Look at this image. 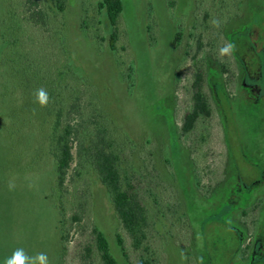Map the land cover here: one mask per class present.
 Masks as SVG:
<instances>
[{
    "label": "rangeland",
    "instance_id": "rangeland-1",
    "mask_svg": "<svg viewBox=\"0 0 264 264\" xmlns=\"http://www.w3.org/2000/svg\"><path fill=\"white\" fill-rule=\"evenodd\" d=\"M100 1L68 0L60 13L37 0L42 10L27 17L44 20L47 33L18 23L21 0H0V264L20 247L47 253L50 264H101L93 227L118 264H264V0H121L113 52ZM226 42L235 50L219 57ZM198 69L211 116L180 138ZM41 87L56 99L49 116L36 102ZM56 111V136L80 125L89 145L107 132L123 186L146 210L141 249L75 143L60 217L49 138ZM60 219L69 229L63 250Z\"/></svg>",
    "mask_w": 264,
    "mask_h": 264
},
{
    "label": "trees",
    "instance_id": "trees-1",
    "mask_svg": "<svg viewBox=\"0 0 264 264\" xmlns=\"http://www.w3.org/2000/svg\"><path fill=\"white\" fill-rule=\"evenodd\" d=\"M52 1L56 11L60 13L65 10L68 2V0ZM20 4V8H22V10H18L19 16H16L19 19L18 23H23L25 25L30 24V26L32 27H37L39 30L49 33L44 20L39 24L37 21H32L31 19H29L28 17L30 16L27 17L28 14H31V11L42 10L40 7H38L37 0H21ZM98 8L102 11L107 25L110 28L109 49L113 52L115 51V42L117 40L116 26L123 9L122 1L101 0L98 3ZM44 17L47 24H50L45 12ZM40 27L42 28L40 29ZM180 36L181 33L178 32L175 36V46H178ZM75 80L76 79L74 78V81ZM204 81L205 73L201 69H198V71L194 75V81L192 83L190 108L185 113L179 129L180 138L191 133L199 120L206 119L211 116V106L203 90ZM52 93L53 91H48L50 99L48 105L45 107V116H49L52 113L54 104H56V99L52 96ZM75 109L76 105H72L71 110L74 111ZM60 116V111H56L54 119L50 124L49 130V138L53 141V148L51 153L54 165L56 186L55 188H53V190L58 196V200L56 203L57 208L60 211L61 206L59 202V195L62 193V189H64L68 185L67 174L73 161L71 149L72 143H75L78 147V154L81 158L82 164H87L90 168H92L98 181L104 187L109 201L113 207L114 213L117 217V220L121 228L130 239L132 247L135 250L141 249L147 240L146 230L148 227V218L146 210L138 194L134 192L129 185H126V187L123 186L121 175L118 169L119 158L118 155L111 150L112 144L107 139V132H105V130L99 129L96 133V136L93 140H91L89 145L85 144L86 139L84 136H82L83 133H80L77 129V127H79L80 125L73 127L68 124L62 130V132L56 136L60 126ZM75 198L77 199V205L81 206L85 203L80 202L81 197ZM244 213L245 212H243V214ZM61 216L62 212L60 211V217ZM72 219L74 220V222L79 221V217L77 215H74ZM58 224H60V226L58 225V229H60L59 235L63 250L68 240L69 229L63 228V219H60L58 221ZM92 234L100 263L118 264L111 253L109 242L103 232H101L96 227H93ZM115 238L117 246L125 256L123 240L121 236L119 234H116ZM243 252L245 251L243 250ZM140 264H154V262L150 257H144L140 260Z\"/></svg>",
    "mask_w": 264,
    "mask_h": 264
},
{
    "label": "clouds",
    "instance_id": "clouds-1",
    "mask_svg": "<svg viewBox=\"0 0 264 264\" xmlns=\"http://www.w3.org/2000/svg\"><path fill=\"white\" fill-rule=\"evenodd\" d=\"M211 25L214 28H219L221 26V21L217 18H212L210 20ZM235 50V45L231 42H226L223 44V46L219 47L218 49V56L219 57H225L228 56L230 57ZM35 98L36 102L41 106V107H46L49 103V94L46 89L43 87L39 88L35 92ZM8 189L14 190L16 185H15V179H11L8 182ZM4 264H50L49 258L47 253L45 252H39L36 253L35 255H28V253L25 251L24 248H16L11 256L6 257Z\"/></svg>",
    "mask_w": 264,
    "mask_h": 264
}]
</instances>
